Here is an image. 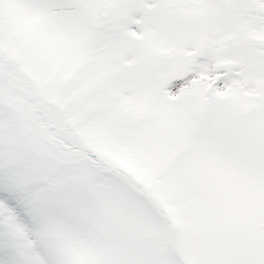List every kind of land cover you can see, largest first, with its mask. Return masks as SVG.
<instances>
[{
    "label": "snow or ice",
    "instance_id": "obj_1",
    "mask_svg": "<svg viewBox=\"0 0 264 264\" xmlns=\"http://www.w3.org/2000/svg\"><path fill=\"white\" fill-rule=\"evenodd\" d=\"M0 264H264V0H0Z\"/></svg>",
    "mask_w": 264,
    "mask_h": 264
}]
</instances>
